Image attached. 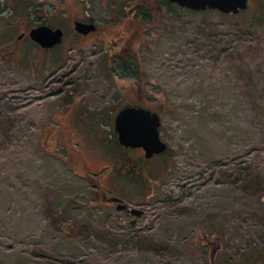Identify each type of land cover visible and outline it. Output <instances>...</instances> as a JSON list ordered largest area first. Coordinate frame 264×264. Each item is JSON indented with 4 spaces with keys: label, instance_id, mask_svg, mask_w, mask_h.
<instances>
[{
    "label": "rangeland",
    "instance_id": "1",
    "mask_svg": "<svg viewBox=\"0 0 264 264\" xmlns=\"http://www.w3.org/2000/svg\"><path fill=\"white\" fill-rule=\"evenodd\" d=\"M118 1L114 22L95 3L105 22L81 38L80 0H0V264H218L251 241L262 256L264 26L249 24L264 0L238 14ZM45 23L66 28L60 47L25 38L12 56ZM130 104L160 113L154 159L118 141ZM100 178L144 214L96 202Z\"/></svg>",
    "mask_w": 264,
    "mask_h": 264
},
{
    "label": "water",
    "instance_id": "2",
    "mask_svg": "<svg viewBox=\"0 0 264 264\" xmlns=\"http://www.w3.org/2000/svg\"><path fill=\"white\" fill-rule=\"evenodd\" d=\"M191 10L203 11L205 9L219 10L222 13L238 14L249 7V0H169ZM76 29L80 33H86L93 29L84 22H77ZM61 27L54 29L47 24L38 25L31 29L30 37L42 47L49 48L60 43L63 39ZM115 129L118 133V141L127 148H144L148 158L155 154H163L168 148V143L161 138V116L158 111L144 106H127L120 109L115 118ZM118 201V210H123L127 204L118 197H111ZM110 199V200H111ZM132 213L141 216L144 211L136 207Z\"/></svg>",
    "mask_w": 264,
    "mask_h": 264
},
{
    "label": "flooded vegetation",
    "instance_id": "3",
    "mask_svg": "<svg viewBox=\"0 0 264 264\" xmlns=\"http://www.w3.org/2000/svg\"><path fill=\"white\" fill-rule=\"evenodd\" d=\"M103 0H80V5H82V9H83V13L81 14V16L80 17H77V18H75L74 20H73V24H72V27H73V30H74V34H76L77 36H80L81 38L82 37H84V38H90L91 36H93L94 34H96L100 29H101V26H102V24L105 22V21H102L103 19H100V21H99V18L97 17V16H91L88 12H89V10H92V8H94L95 7V3H100V2H102ZM104 2L106 3L107 2V0H104ZM119 1L118 0H109V3L107 4L109 7H110V9H112L113 8V6H114V4L115 5H117V3H118ZM92 3H93V5H92ZM176 4V3H175ZM178 5V4H177ZM179 6V5H178ZM109 9V10H110ZM145 9V8H144ZM209 9V8H208ZM205 10H207V9H205ZM205 10H203V11H205ZM115 10L114 9H112V11H111V16H110V21H112V22H114V20H115V16H116V12H114ZM41 12L42 13H45V9L44 8H42L41 7ZM108 21V20H107ZM77 22H84L85 24H87L89 27H93V29L92 30H90V31H88V32H86V33H80L77 29H76V24H77ZM46 24V23H45ZM41 25H43V24H41ZM47 25H49V26H52L54 29H57V28H59V27H61L62 28V30H63V34H64V36H63V39H62V41L60 42V43H58V44H56V45H54L53 47H49V48H45V47H42L39 43H37V42H35L34 40H32L31 39V37H30V31H31V29L32 28H34V27H31V28H25L24 30H22L21 32H20V34H18L17 35V37H16V41L14 42L15 44H14V48H13V50H11L10 51V53L11 54H13L12 56H14L15 55V53L16 52H18V53H20L21 51H22V46L20 45V43L25 39V38H27V40L26 41H29V42H31V43H33V44H35V45H37L38 46V48L40 49V50H44V51H47V52H51L52 50H55L56 48H59L60 47V44L61 43H63L64 42V39L66 38V28L64 27V26H62V25H59V26H57V25H53V24H47ZM36 27V26H35ZM104 30H106V29H104ZM103 30V31H104ZM119 54H117L116 56H118ZM120 56V55H119ZM125 66V65H124ZM126 67H128V65L126 64ZM146 97H147V95H146ZM130 105H132V106H142V105H139V104H130ZM130 105H128V106H130ZM145 107V106H144ZM147 108V107H146ZM122 109V108H121ZM149 109V108H148ZM152 111L154 110V109H151ZM119 111H120V109H119ZM156 111V110H155ZM119 113V112H118ZM118 113H117V115H118ZM160 114V113H159ZM100 115V114H99ZM99 115H98V117H99ZM116 115V116H117ZM74 116H76V114H74L73 116H71V119L73 118V119H75L74 118ZM79 117H77V118H80L82 121H86V120H93V119H90V116H91V114L90 113H88V112H83L82 114H79L78 115ZM102 116V115H101ZM116 116H115V118H116ZM124 146V145H123ZM125 147V146H124ZM125 148H127V147H125ZM133 148V147H132ZM132 148H127V149H132ZM135 149H137V150H139L142 154H145V150H144V148H135ZM158 155H161V154H155V156H153V157H150L149 159H154L155 157H157ZM145 156H146V154H145ZM147 157V156H146ZM148 158V157H147ZM106 174V172H105V170L104 171H102L100 174H99V176L100 177H102L103 175H105ZM99 176H98V178H99ZM92 179V178H91ZM92 181H94V185L96 186V192H95V201L96 202H98V203H101V202H104V203H107V204H109V205H112V204H114V203H116L117 204V207H118V205H119V202L118 201H115V200H113V199H111V197H114V195L113 196H111L110 198L108 197V194H107V192L105 191V190H103V188H102V179L100 178V181L98 180V179H93ZM100 193L102 194V196L98 199L97 197H96V195L97 196H99L100 195ZM111 199V200H110ZM122 202H124V203H126L124 200L122 201ZM127 204V203H126ZM131 207L127 204V207L126 208H123V210L124 211H126V213L127 214H133L132 213V211H131ZM123 210H121V211H123ZM144 214V213H143ZM134 215V214H133Z\"/></svg>",
    "mask_w": 264,
    "mask_h": 264
},
{
    "label": "trees",
    "instance_id": "4",
    "mask_svg": "<svg viewBox=\"0 0 264 264\" xmlns=\"http://www.w3.org/2000/svg\"><path fill=\"white\" fill-rule=\"evenodd\" d=\"M164 3L167 6H169V7H172L173 5H175V7H178L181 10L189 11V12H191L193 14L194 13H205V11H215L213 9H207L205 11L191 10V9L185 8L183 6L180 7L177 4H175L173 2H170L169 0H164ZM253 15H254V17L251 18L249 26H252V27L253 26H260V27H262V25L264 26V7H262L259 10H257L256 12H254ZM130 61H132L133 63H135L136 62L135 56L130 55ZM167 150H168V148H167ZM216 229L218 230V232H217V238L219 239L220 244L221 245H227L229 242H228L227 238L225 239V233H224V230H222V228H220V224L217 225ZM255 246H258V244L256 243V241H251L248 244V248H247V250L245 252L241 253L237 257H235L233 254H231V255L229 254L228 256L225 257V259H222L220 262H218V264H262L263 262L260 261V258H263L264 259V253L262 254V256H260V251H261L260 250L257 256H256V254H253V251H254L253 248Z\"/></svg>",
    "mask_w": 264,
    "mask_h": 264
}]
</instances>
